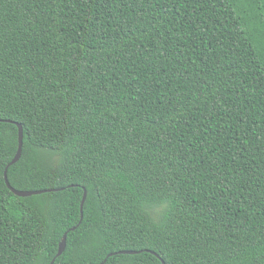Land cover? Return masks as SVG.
Segmentation results:
<instances>
[{
    "label": "trees",
    "instance_id": "16d2710c",
    "mask_svg": "<svg viewBox=\"0 0 264 264\" xmlns=\"http://www.w3.org/2000/svg\"><path fill=\"white\" fill-rule=\"evenodd\" d=\"M105 259L264 264V0H0V264Z\"/></svg>",
    "mask_w": 264,
    "mask_h": 264
},
{
    "label": "water",
    "instance_id": "95a60500",
    "mask_svg": "<svg viewBox=\"0 0 264 264\" xmlns=\"http://www.w3.org/2000/svg\"><path fill=\"white\" fill-rule=\"evenodd\" d=\"M17 127H18V148H17V152L14 156V158L12 159V161L9 163V165L6 167L5 171H4V181H5V184L7 186V188L11 191V193L17 197H31V196H35V195H40V194H44V193H50V192H56V191H61L63 189H54V190H47V191H17L15 189H13L9 183H8V180H7V169L16 164L20 157H21V152H22V140H23V134H22V128L19 124H16ZM85 197H86V193L84 192V195H83V199H82V202H81V205H80V212H81V218H82V206H83V203L85 201ZM77 227L75 228H72L70 231H74ZM66 233L63 235L62 237V240L59 244V247H58V252L56 254V257H59L63 252H64V249H65V245H66ZM139 252H133V251H123V252H119V253H116V254H121V255H135V254H138ZM115 254V255H116ZM112 256V255H109V257ZM106 262V259L103 261V263L101 264H104ZM50 264H53V261L50 263Z\"/></svg>",
    "mask_w": 264,
    "mask_h": 264
}]
</instances>
